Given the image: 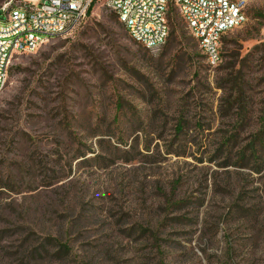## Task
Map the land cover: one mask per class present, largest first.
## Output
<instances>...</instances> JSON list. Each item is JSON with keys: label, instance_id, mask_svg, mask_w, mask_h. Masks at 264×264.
<instances>
[{"label": "rangeland", "instance_id": "1", "mask_svg": "<svg viewBox=\"0 0 264 264\" xmlns=\"http://www.w3.org/2000/svg\"><path fill=\"white\" fill-rule=\"evenodd\" d=\"M171 14L158 53L96 0L12 58L0 264H264V0L216 65Z\"/></svg>", "mask_w": 264, "mask_h": 264}, {"label": "built area", "instance_id": "2", "mask_svg": "<svg viewBox=\"0 0 264 264\" xmlns=\"http://www.w3.org/2000/svg\"><path fill=\"white\" fill-rule=\"evenodd\" d=\"M95 0H0V91L12 58L74 32ZM247 0H106L130 36L158 53L166 45L169 15L176 13L210 65L222 58L223 35L246 20Z\"/></svg>", "mask_w": 264, "mask_h": 264}, {"label": "trees", "instance_id": "3", "mask_svg": "<svg viewBox=\"0 0 264 264\" xmlns=\"http://www.w3.org/2000/svg\"><path fill=\"white\" fill-rule=\"evenodd\" d=\"M95 1H96V0H95ZM93 3H94V2H93ZM93 3H92V5H93ZM92 5H91V7L89 8L88 13H90V11H91V9H92ZM116 15H117V17H118V14H117V13H116ZM170 15H171V16H170V17H171L170 19H172V18L174 19L175 16H172V14H170ZM118 18H119V17H118ZM173 19H172V20H173ZM172 20H171V22H172ZM242 160H243V158H242ZM257 163L259 164V162H257ZM255 169H258V168L256 167Z\"/></svg>", "mask_w": 264, "mask_h": 264}]
</instances>
